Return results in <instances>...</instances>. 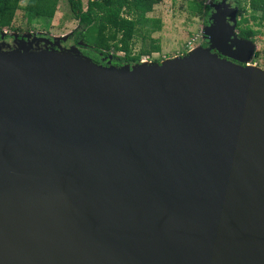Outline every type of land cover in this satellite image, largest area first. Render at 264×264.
<instances>
[{
    "label": "water",
    "instance_id": "95a60500",
    "mask_svg": "<svg viewBox=\"0 0 264 264\" xmlns=\"http://www.w3.org/2000/svg\"><path fill=\"white\" fill-rule=\"evenodd\" d=\"M208 4L161 62L0 48V264H264V69Z\"/></svg>",
    "mask_w": 264,
    "mask_h": 264
},
{
    "label": "trees",
    "instance_id": "16d2710c",
    "mask_svg": "<svg viewBox=\"0 0 264 264\" xmlns=\"http://www.w3.org/2000/svg\"><path fill=\"white\" fill-rule=\"evenodd\" d=\"M21 1L0 0V33L3 30L33 33L35 29L32 28V22L41 18L52 19L61 2V0H26L25 5H21ZM66 1L70 14L79 23V26L70 33L71 45L66 48L74 46L97 63L103 64L104 61V65H107L110 61L117 66L124 63H139L143 56L149 58L154 52L161 51V40L153 35L162 29V20L160 17L148 14L162 0H88L86 7L82 0ZM235 2L241 16L237 21V34L255 40L260 33V23L264 21V0H235ZM187 9L191 14L201 17L205 25L208 24L211 7L205 0H188ZM249 11L253 13L254 18L256 15H262L259 19L260 23L250 22ZM19 12L25 15L27 27L14 25ZM137 38L142 42L140 49L134 52L133 46ZM202 43L204 44V40L200 45ZM118 52H123V56L117 55ZM255 59L256 56H253L251 62H256ZM162 60L163 58H155L150 61Z\"/></svg>",
    "mask_w": 264,
    "mask_h": 264
},
{
    "label": "rangeland",
    "instance_id": "374dc122",
    "mask_svg": "<svg viewBox=\"0 0 264 264\" xmlns=\"http://www.w3.org/2000/svg\"><path fill=\"white\" fill-rule=\"evenodd\" d=\"M84 6H87L88 0H82ZM206 3H211L213 0H205ZM26 0L21 1V5H25ZM188 0H162V2L155 6L154 10L149 13L150 16L160 17L162 20V29L155 33L153 36L159 37L161 40V51L154 52L150 55L149 58L147 56H143L141 61H150L155 58H165L171 55H184L188 53V41L195 38L196 41L194 44L200 42L202 40H208L207 35L205 34V24L203 20L198 15H193L187 9ZM219 3V2H218ZM239 10L237 11V16L240 18ZM247 14V13H246ZM250 22H259V19L262 15H256V18L253 17L252 12H248ZM209 23V22H208ZM260 33L255 38V40H250V45L252 47V53L250 57L256 56L255 61L249 64H253L256 66H260L264 69V21L260 23ZM15 26L27 27V19L23 12H19L14 22ZM32 28L35 30L33 33H39V35H43L44 37H58L60 38V45L63 48L69 47L68 44L71 43L70 33L79 26V23L76 19L72 17L70 14L69 6L66 0H61L58 10L55 16L52 19L41 18L34 20L32 22ZM15 31L14 33H16ZM237 32V31H236ZM11 30H6V33H3L4 39L8 38L12 35ZM22 33L28 34V32H18L16 34L21 35ZM22 34V35H24ZM2 35V34H1ZM10 38V37H9ZM141 38V37H140ZM137 38L135 44L133 46V51L137 52L140 49L141 39ZM15 39V38H14ZM0 40V48H8L5 41L3 43ZM7 43V44H6ZM14 43V40H13ZM45 45V42H41ZM11 44V43H10ZM197 44V45H198ZM41 46V44H39ZM51 48V44H48ZM83 45V44H82ZM42 47V46H41ZM45 47V46H44ZM123 52H118L117 55L123 56ZM255 54V55H254ZM111 56V54H110ZM172 56V57H173ZM140 61V62H141ZM128 64V63H124Z\"/></svg>",
    "mask_w": 264,
    "mask_h": 264
},
{
    "label": "flooded vegetation",
    "instance_id": "af4514ba",
    "mask_svg": "<svg viewBox=\"0 0 264 264\" xmlns=\"http://www.w3.org/2000/svg\"><path fill=\"white\" fill-rule=\"evenodd\" d=\"M214 1V3H218V2H221V0H213ZM227 1V3H229V4H231L232 6H236V2H235V0H226ZM211 10H212V8H211ZM210 13H211V11H210ZM12 32H15V31H12ZM22 34H24V33H22ZM22 34L20 35V37L17 39L16 38V40H21V38L23 37L22 36ZM10 37V38H9ZM8 38H6V39H4V41H2L1 40V38H0V40L3 42V43H5V41L7 42V40L8 41H10V42H8L9 44H7V46H8V48H15L16 46H15V44L13 43V40H14V36H9ZM11 43V44H10ZM69 45H71V43L70 44H68L67 46H69ZM209 45V42H208V40H204V44L202 43V45L201 46H208ZM41 46L42 47H44L45 45L44 44H42L41 43ZM215 51V50H214ZM103 64H104V61L102 62ZM105 64H107V63H105Z\"/></svg>",
    "mask_w": 264,
    "mask_h": 264
},
{
    "label": "built area",
    "instance_id": "2783aa9c",
    "mask_svg": "<svg viewBox=\"0 0 264 264\" xmlns=\"http://www.w3.org/2000/svg\"><path fill=\"white\" fill-rule=\"evenodd\" d=\"M1 33H6V30L1 31ZM195 41H196L195 38H193V39H191V40L188 41V48H189V50H191V49H192L193 47H195V46H201V45L198 44V43L194 44ZM197 44H198V45H197Z\"/></svg>",
    "mask_w": 264,
    "mask_h": 264
},
{
    "label": "bare ground",
    "instance_id": "6f19581e",
    "mask_svg": "<svg viewBox=\"0 0 264 264\" xmlns=\"http://www.w3.org/2000/svg\"><path fill=\"white\" fill-rule=\"evenodd\" d=\"M197 47L198 46L193 47L192 50H195ZM249 66L252 67V68H255V66L253 64H249Z\"/></svg>",
    "mask_w": 264,
    "mask_h": 264
},
{
    "label": "clouds",
    "instance_id": "9594fccd",
    "mask_svg": "<svg viewBox=\"0 0 264 264\" xmlns=\"http://www.w3.org/2000/svg\"><path fill=\"white\" fill-rule=\"evenodd\" d=\"M9 31V30H8ZM16 33H18V32H16ZM1 34V33H0ZM14 34V32L12 33V35Z\"/></svg>",
    "mask_w": 264,
    "mask_h": 264
}]
</instances>
